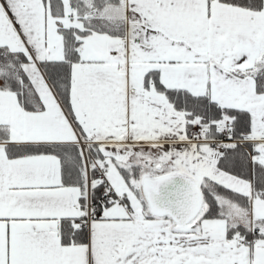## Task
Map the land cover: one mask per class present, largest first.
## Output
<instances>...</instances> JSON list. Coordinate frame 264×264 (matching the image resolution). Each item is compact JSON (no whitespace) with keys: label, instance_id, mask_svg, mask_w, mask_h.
Returning a JSON list of instances; mask_svg holds the SVG:
<instances>
[{"label":"snow or ice","instance_id":"snow-or-ice-1","mask_svg":"<svg viewBox=\"0 0 264 264\" xmlns=\"http://www.w3.org/2000/svg\"><path fill=\"white\" fill-rule=\"evenodd\" d=\"M0 264H264V0H0Z\"/></svg>","mask_w":264,"mask_h":264}]
</instances>
